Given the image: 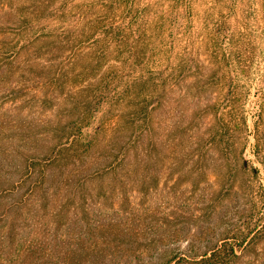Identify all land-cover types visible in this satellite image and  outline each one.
<instances>
[{"label":"rangeland","instance_id":"374dc122","mask_svg":"<svg viewBox=\"0 0 264 264\" xmlns=\"http://www.w3.org/2000/svg\"><path fill=\"white\" fill-rule=\"evenodd\" d=\"M96 24L102 30L73 49L31 41ZM94 38L108 53L96 77L112 83L84 109L72 100L87 82L65 74V95L55 97V72L72 66L75 51L93 55ZM129 81L144 98L138 110L119 96ZM263 105L264 0H0V191L75 125L95 142L46 178L37 165L0 197V264L23 260L27 247L38 252L24 264H163L212 247L264 207ZM109 162L113 172L80 187L79 177ZM81 216L120 228L101 232L110 243L91 230L84 241ZM73 232L82 241L62 245L58 236Z\"/></svg>","mask_w":264,"mask_h":264},{"label":"trees","instance_id":"16d2710c","mask_svg":"<svg viewBox=\"0 0 264 264\" xmlns=\"http://www.w3.org/2000/svg\"><path fill=\"white\" fill-rule=\"evenodd\" d=\"M101 29V26L99 25H93L90 27V29H79L77 28L71 35H67V39H63L64 36L55 34V33H48V32H41L37 34L34 39L31 41H34L35 39H39L44 41L46 44H54L56 48H74L79 43L83 42V39H88L90 36L88 35L89 32L93 35L96 32H99ZM112 33V32H111ZM110 31H108V35L111 34ZM105 35V34H104ZM112 35V34H111ZM73 42V43H72ZM75 42L77 43L75 45ZM91 48L94 50V54L89 56V53H79L77 51L74 52L75 57L70 60L71 67L69 66L68 69H64L63 66L61 69L57 70L55 72V76L57 80L62 81V87H60L55 95V97L60 95H65V84L67 77H72V79L76 82H78L81 78L84 82H87V84L82 85L80 88H78V91L75 93L76 98L72 100V104L76 103L78 106L76 107H82L85 109V107L88 109V103L91 99H95L97 97H100L102 95V98L108 96L103 95V91L108 90L111 86L112 81L110 78H106L105 76H102L97 78L98 71H100V65L99 63L100 58H105V56L108 54L107 51H104L102 49V45L104 44L103 38H94L92 40L88 41ZM111 43V42H110ZM28 46L25 45L22 48L25 49ZM77 53V54H76ZM83 57L91 58L97 57L98 61H91L89 65L84 66L82 68L79 67ZM79 67V68H78ZM97 70V73H95ZM65 79V80H63ZM52 82V81H51ZM155 87H159L157 83H155ZM164 89L167 88V83H164ZM52 91H55L52 89ZM119 96L124 97L125 99L128 98V101H131L132 106L136 108V110L139 109V106L143 104L142 101V95L141 92L137 90V83L133 81H129L126 84L125 90L122 93H119ZM123 102V98H121ZM122 104L121 102L119 105ZM264 108V105H263ZM262 111V109H261ZM151 115V111L148 112ZM87 117V116H86ZM70 134L67 138V140L61 142L59 145H56L53 150L45 151L42 155L39 157H31L28 158L26 161L25 172L18 179L16 182L10 183V187L4 188L0 191V197L2 196H8L13 195L15 191H19L21 187H23L28 179L33 176L32 174H35V169L37 165H41L44 168L43 174L41 177L46 178L49 174V170L53 169L56 165H63V164H70L69 160H73L74 158L78 159L81 158L83 155L86 154L87 151H89L94 146V140L91 138V136L88 138V132L84 131V127L80 125H75L72 127ZM116 169V165L114 163L109 162V166L107 167H98L96 170H93V172H90L89 174L85 175L84 178L79 177L78 181L81 182V186L83 187L88 181H93L99 178H103L106 174H109L113 172ZM76 176V174L74 175ZM32 184V183H31ZM38 187V182H33V187L31 188V192H33ZM18 199V207L20 205H24L26 201V197H28V194L21 193L19 194ZM83 198L85 200H88L87 195H84ZM82 209V215L87 218L88 214L90 212V208L85 207L83 205L80 206ZM261 210L258 213L257 217L251 220L249 223L246 224H239L237 229H233L232 231H226V229H223L221 232L224 235V237L219 238V240L210 248L206 249L205 251L201 253H195L192 255H188L186 253H175L172 257L168 258L165 263L163 264H264V207H260ZM88 210V211H86ZM63 209H61L58 212V215L61 216L63 213ZM66 216V213H63ZM5 218V215L0 216V221H3ZM82 219V222H79V226L77 227L78 234L82 238H84L85 241V232H89V230L98 233V235L102 236L101 240H103L105 243H110L112 240L107 239L103 233L105 229L108 228H120V223L110 221V222H98V221H89L85 220L82 216L80 217ZM60 220V219H59ZM57 223H59L57 221ZM63 223L58 224V229L61 228ZM57 225V224H56ZM119 225V226H118ZM130 227L128 226V229ZM15 227H11L10 232L12 233V237L16 236L15 233ZM69 229V228H67ZM100 231V234H99ZM124 232H128L123 230ZM75 236V233L73 232L71 236H65L63 234L59 235L60 242L62 245H68L69 240L73 243H80L79 241H82L80 237L77 239L73 238ZM70 238V239H69ZM95 240V244H100V238H94L92 242ZM114 243H117V239H113ZM71 247V246H70ZM77 251H79L76 248ZM70 251L73 252L74 248H70ZM38 250H31V247H27L22 252L19 251L18 258L25 256L23 260L16 261L14 264H24L25 259L27 255L37 253ZM69 251L68 249L64 251V254H67ZM70 252V253H71ZM24 254V255H23ZM151 264H162L160 262L151 263Z\"/></svg>","mask_w":264,"mask_h":264}]
</instances>
